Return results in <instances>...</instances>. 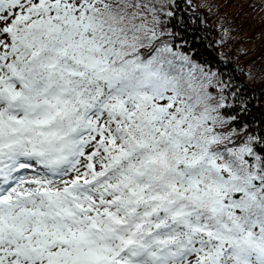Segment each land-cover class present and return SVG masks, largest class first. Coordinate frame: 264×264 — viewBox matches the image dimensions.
<instances>
[{
  "label": "snow or ice",
  "instance_id": "snow-or-ice-1",
  "mask_svg": "<svg viewBox=\"0 0 264 264\" xmlns=\"http://www.w3.org/2000/svg\"><path fill=\"white\" fill-rule=\"evenodd\" d=\"M175 7L0 0V264H264V124Z\"/></svg>",
  "mask_w": 264,
  "mask_h": 264
},
{
  "label": "trees",
  "instance_id": "trees-1",
  "mask_svg": "<svg viewBox=\"0 0 264 264\" xmlns=\"http://www.w3.org/2000/svg\"><path fill=\"white\" fill-rule=\"evenodd\" d=\"M167 39L230 86L240 122L264 124V0H175ZM227 33V34H225ZM243 108L244 111H240Z\"/></svg>",
  "mask_w": 264,
  "mask_h": 264
}]
</instances>
